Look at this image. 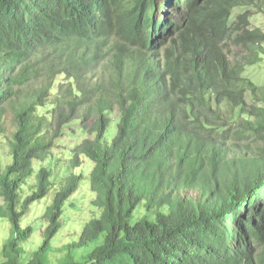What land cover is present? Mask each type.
Segmentation results:
<instances>
[{
    "label": "trees",
    "instance_id": "1",
    "mask_svg": "<svg viewBox=\"0 0 264 264\" xmlns=\"http://www.w3.org/2000/svg\"><path fill=\"white\" fill-rule=\"evenodd\" d=\"M163 2L0 0V131L8 111L16 127L0 175L10 226L1 264H54L47 255L81 177L45 207L31 255L23 219L55 189L47 167L24 191L34 161L50 159L77 122L90 138L73 166L95 164L101 214L56 264H264V86L245 77L263 60L251 19L264 0ZM235 9L247 10L233 20Z\"/></svg>",
    "mask_w": 264,
    "mask_h": 264
},
{
    "label": "rangeland",
    "instance_id": "2",
    "mask_svg": "<svg viewBox=\"0 0 264 264\" xmlns=\"http://www.w3.org/2000/svg\"><path fill=\"white\" fill-rule=\"evenodd\" d=\"M159 5H163L158 0ZM252 9V8H251ZM247 9H235L234 18L246 11ZM253 29H261L264 31V14L254 12L251 19ZM263 60L247 69L245 77L260 87L264 86V55ZM248 101H252V97L248 94ZM119 119L118 112L111 116V120L117 122ZM3 131H0V175L4 171L6 165L11 162L10 156V143L12 142V136L15 132V124L10 111L7 112L2 119ZM116 124L112 123L111 128L107 134V140H111L114 136ZM90 138L87 133L80 128V124L74 123L68 129L65 130L64 136L60 140L61 147H55L54 154L46 162L34 161V176L29 183V187L25 189L24 194L30 195L34 190L36 184V177L38 171L42 167H47L46 170L51 172L52 183L55 185V189L51 191L49 196L41 202H36L28 210L24 217V223L33 227L34 235L31 238L34 245H30L26 252L31 255V251L41 247V242L44 240L45 230L49 226V220L45 217V207L50 206L56 192L61 191L64 187V183L72 176L76 175L81 177L79 188L76 193L66 203L61 219L62 229L61 232L54 238L52 242L51 252L47 255V260L51 263H59V261L65 257L66 249L69 245L75 243L80 237V233L84 226L91 220L98 218L101 214V210L93 206V201L96 199V195L91 188L90 175L94 169V163L85 157L81 158L80 167L74 168L73 162V149L82 143L85 139ZM187 195L190 197L198 196L196 191H189ZM4 204L2 197L0 196V206ZM135 218L140 219L145 215V210L139 208L135 213ZM136 221V220H134ZM10 226L6 221H0V264L3 260L1 250L9 237ZM95 245L91 244L89 248L80 250L75 254V260L81 261V259L92 250Z\"/></svg>",
    "mask_w": 264,
    "mask_h": 264
},
{
    "label": "clouds",
    "instance_id": "3",
    "mask_svg": "<svg viewBox=\"0 0 264 264\" xmlns=\"http://www.w3.org/2000/svg\"><path fill=\"white\" fill-rule=\"evenodd\" d=\"M164 1V0H163ZM163 1H160V3L161 4H163L164 5V2ZM158 5H159V1H158ZM163 5H160V6H163ZM235 12V11H234ZM234 12H233V14H234ZM163 14V12L161 11V13H160V16ZM232 19L234 20V15H232Z\"/></svg>",
    "mask_w": 264,
    "mask_h": 264
},
{
    "label": "bare ground",
    "instance_id": "4",
    "mask_svg": "<svg viewBox=\"0 0 264 264\" xmlns=\"http://www.w3.org/2000/svg\"><path fill=\"white\" fill-rule=\"evenodd\" d=\"M174 6V5H173ZM174 8V7H173ZM166 30V29H165ZM246 202V201H245ZM249 202H250V200H249ZM244 203V202H243ZM248 207V206H247ZM249 217V216H248ZM257 217V216H256Z\"/></svg>",
    "mask_w": 264,
    "mask_h": 264
}]
</instances>
